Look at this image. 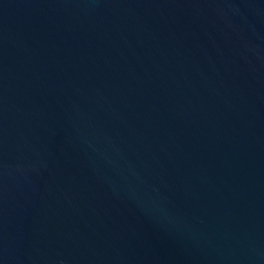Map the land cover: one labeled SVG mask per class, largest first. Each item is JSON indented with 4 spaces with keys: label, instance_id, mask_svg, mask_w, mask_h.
<instances>
[{
    "label": "water",
    "instance_id": "1",
    "mask_svg": "<svg viewBox=\"0 0 264 264\" xmlns=\"http://www.w3.org/2000/svg\"><path fill=\"white\" fill-rule=\"evenodd\" d=\"M0 264H264V0H0Z\"/></svg>",
    "mask_w": 264,
    "mask_h": 264
}]
</instances>
